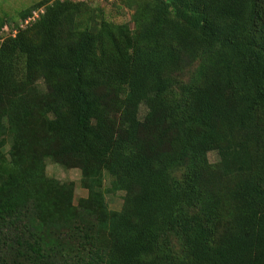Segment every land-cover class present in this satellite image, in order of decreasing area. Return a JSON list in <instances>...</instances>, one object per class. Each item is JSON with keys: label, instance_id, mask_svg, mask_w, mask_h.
I'll return each mask as SVG.
<instances>
[{"label": "trees", "instance_id": "1", "mask_svg": "<svg viewBox=\"0 0 264 264\" xmlns=\"http://www.w3.org/2000/svg\"><path fill=\"white\" fill-rule=\"evenodd\" d=\"M91 2L0 41V264H264V0Z\"/></svg>", "mask_w": 264, "mask_h": 264}, {"label": "rangeland", "instance_id": "2", "mask_svg": "<svg viewBox=\"0 0 264 264\" xmlns=\"http://www.w3.org/2000/svg\"><path fill=\"white\" fill-rule=\"evenodd\" d=\"M40 0H0V41L6 38L13 27L16 25L23 26L24 24L17 17V13L27 8L28 6L38 2ZM92 5L104 7V14L107 18L112 19L116 22H127L130 20V13L128 8L123 6V3L120 2L118 5L107 4L101 2V0H91ZM115 1V0H110ZM117 1V0H116ZM38 12V11H36ZM2 22L4 24L2 25ZM131 27L134 26L133 23H130ZM3 26V27H2ZM15 34L16 32L13 31ZM36 102H34L35 104ZM144 111V109H143ZM209 159L212 163H217L219 161V155L216 151L209 153ZM48 162V161H47ZM47 173L49 176L54 177L55 183L60 186L68 185L67 183L73 181L75 183L74 197L75 203L78 202L80 197L87 196V190L84 189L81 185V173L78 169H65L62 166L56 165L54 163L47 164ZM62 186V187H63ZM109 187V178L105 176L104 188L105 190V201L107 205V210L111 213L120 210L123 204L124 192H108L106 189ZM64 188V187H63Z\"/></svg>", "mask_w": 264, "mask_h": 264}, {"label": "built area", "instance_id": "3", "mask_svg": "<svg viewBox=\"0 0 264 264\" xmlns=\"http://www.w3.org/2000/svg\"><path fill=\"white\" fill-rule=\"evenodd\" d=\"M101 1H104V0H101ZM110 1V0H109ZM26 22H28V21H26Z\"/></svg>", "mask_w": 264, "mask_h": 264}]
</instances>
